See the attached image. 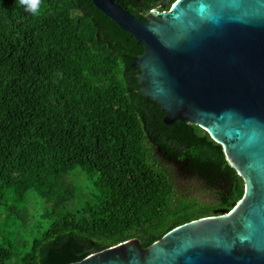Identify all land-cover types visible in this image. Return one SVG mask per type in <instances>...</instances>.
Wrapping results in <instances>:
<instances>
[{
	"label": "trees",
	"instance_id": "trees-1",
	"mask_svg": "<svg viewBox=\"0 0 264 264\" xmlns=\"http://www.w3.org/2000/svg\"><path fill=\"white\" fill-rule=\"evenodd\" d=\"M115 1L145 20L177 0ZM143 52L90 0H39L37 15L0 0V264L148 248L244 197L223 147L188 122L166 126L141 94ZM193 179L209 202L182 192Z\"/></svg>",
	"mask_w": 264,
	"mask_h": 264
},
{
	"label": "water",
	"instance_id": "water-1",
	"mask_svg": "<svg viewBox=\"0 0 264 264\" xmlns=\"http://www.w3.org/2000/svg\"><path fill=\"white\" fill-rule=\"evenodd\" d=\"M90 1L144 48L132 67L163 123L206 131L245 194L148 248L131 239L73 264H264V0H177L145 20L115 0Z\"/></svg>",
	"mask_w": 264,
	"mask_h": 264
},
{
	"label": "rangeland",
	"instance_id": "rangeland-1",
	"mask_svg": "<svg viewBox=\"0 0 264 264\" xmlns=\"http://www.w3.org/2000/svg\"><path fill=\"white\" fill-rule=\"evenodd\" d=\"M178 179H180V177ZM179 186L182 187L183 191H181L184 192L187 197H194L200 203H207L210 200L208 194L200 190L198 182L195 179L183 183L181 182ZM31 209H33V207Z\"/></svg>",
	"mask_w": 264,
	"mask_h": 264
},
{
	"label": "clouds",
	"instance_id": "clouds-1",
	"mask_svg": "<svg viewBox=\"0 0 264 264\" xmlns=\"http://www.w3.org/2000/svg\"><path fill=\"white\" fill-rule=\"evenodd\" d=\"M18 3L24 7L26 12L37 15L39 11V0H18Z\"/></svg>",
	"mask_w": 264,
	"mask_h": 264
},
{
	"label": "flooded vegetation",
	"instance_id": "flooded-vegetation-1",
	"mask_svg": "<svg viewBox=\"0 0 264 264\" xmlns=\"http://www.w3.org/2000/svg\"><path fill=\"white\" fill-rule=\"evenodd\" d=\"M156 11V10H155Z\"/></svg>",
	"mask_w": 264,
	"mask_h": 264
}]
</instances>
